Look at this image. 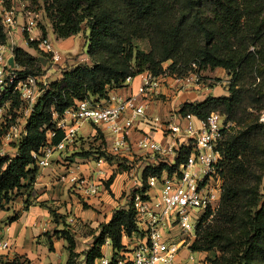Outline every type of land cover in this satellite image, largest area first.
Listing matches in <instances>:
<instances>
[{
	"label": "trees",
	"instance_id": "1",
	"mask_svg": "<svg viewBox=\"0 0 264 264\" xmlns=\"http://www.w3.org/2000/svg\"><path fill=\"white\" fill-rule=\"evenodd\" d=\"M47 1L58 38L66 39L89 29L87 53L94 63L92 66L76 65L66 69L62 77L52 81L46 94L34 106L27 122V134L18 144V153L0 157V209L15 200L34 181L39 168L32 153L46 144L48 131L56 130L54 114H64L76 100L106 97L108 89L123 87L129 76L135 77L144 71L159 76L169 69L172 73L184 75L186 71L193 70L192 63H196L199 70L224 68L232 76L229 95H208L202 101L183 102L179 113H191L204 119L218 111L228 120H236L237 114L245 108L244 94L237 88L236 81L246 66L255 64V54L247 52V47L255 44V32L256 35L264 32V0ZM258 14L261 16L259 23L253 35L247 38L243 34L245 26H248L244 20L251 21ZM43 34L46 36V31ZM134 36L151 37L153 50L150 53L134 51ZM0 39H6L1 17ZM28 45L37 47L38 42L29 41ZM168 60L173 63L167 69L163 63ZM15 63L22 67L21 75L45 73L35 64V57L24 48H15ZM14 98L13 104L19 105L18 94ZM229 130H223L218 145L222 155L219 173L223 180L221 221L208 223L202 230V224L214 213L208 209L198 226V231L202 230L199 238L190 249L204 253L218 249L220 254L210 259L211 264H264V193L261 194L256 185L250 187V183L245 184L244 180L236 185H227L228 173L244 175L245 154L251 147V140L264 134V123H251L236 134L229 133ZM56 132L53 144L64 137L63 130ZM259 144L262 148L257 147L258 151L264 152V143ZM190 151V148H183L175 164L160 162L156 166L153 163L146 166L143 189H148L150 176L162 177L175 172ZM98 153L97 158L106 156L112 162L114 156L107 155L104 150ZM84 155L89 156L90 153ZM114 177L110 178L107 186ZM130 201L124 207L116 208L110 220L98 226L96 230L99 232L92 245L82 253L85 264H96L104 257L103 247L108 241L113 249L110 264H117V258L126 250L123 235H131L138 230ZM50 211L58 222L59 215L52 208ZM63 218L64 227L55 228L53 235H46L51 249L52 236L65 239L69 250L67 264H76L79 254L75 251V234ZM21 259L16 256L3 264H29V261Z\"/></svg>",
	"mask_w": 264,
	"mask_h": 264
},
{
	"label": "built area",
	"instance_id": "2",
	"mask_svg": "<svg viewBox=\"0 0 264 264\" xmlns=\"http://www.w3.org/2000/svg\"><path fill=\"white\" fill-rule=\"evenodd\" d=\"M17 10H20L19 7L12 5L1 17L6 39H0V114L7 115L18 94L20 104L14 110L16 113L24 112L25 118L23 125L9 126L1 137L3 141L16 142V152L10 155L1 151L0 157L15 156L18 153V144L27 134L26 126L34 106L51 84L50 73L26 76L20 74L22 67L15 63L16 34L18 38L19 34L21 36L25 32L28 42H38L37 46L53 62V72L56 71L55 64L63 63L64 59L63 52L55 47L50 38H39L34 34L37 28L35 15L28 13L21 23ZM84 65L92 66V63ZM192 66L193 72L186 76H172L168 70L159 76L150 71H144L135 77L129 76L124 86H129L136 78L139 83L136 90L125 95L112 88L108 89L106 97L76 100L64 114H54L56 130L64 131L63 139L53 144L52 140L57 132L48 131L46 144L32 153L39 169L49 167L56 153H62L76 144L79 129L86 122H91L105 134L109 142L108 148L104 150L106 154L118 159L121 157V161L128 165H132L135 151L141 152L142 156L148 155L150 162L147 166L150 163L156 166L160 162L175 164L183 148L191 149L184 163L175 172L148 178L149 187H154L157 183L160 185L154 195L143 189V176L137 178L131 171L133 183L131 182L128 196L135 210L138 230L131 235H123L126 250L117 258V264H211L205 258L196 257L195 252L186 244L196 240V230L202 217L208 209L214 210L221 197L223 180L219 165L222 155L218 145L223 137V130L227 128L223 115L214 111L204 119L197 118L191 113H179L180 106L172 114L174 120L168 122L159 115L147 114L149 101L161 94V87L169 80L176 95L199 85L195 81H198L200 70L196 63H192ZM60 75H57L58 78ZM260 121L264 123V114ZM140 122L148 123L150 131H141L137 140H133ZM156 128L162 129L161 140L151 133ZM96 163L100 167L110 165L107 157L100 155ZM98 173V177L83 174L70 176L68 182L74 191L89 198L98 195L100 186L103 185L105 171L100 168ZM131 190L134 192L132 196ZM194 219L197 221L194 222ZM10 248L9 240H0V250ZM185 251L187 255H184ZM110 262L111 257L104 256L96 264Z\"/></svg>",
	"mask_w": 264,
	"mask_h": 264
},
{
	"label": "rangeland",
	"instance_id": "3",
	"mask_svg": "<svg viewBox=\"0 0 264 264\" xmlns=\"http://www.w3.org/2000/svg\"><path fill=\"white\" fill-rule=\"evenodd\" d=\"M19 7L20 10H17L18 20L19 22H23L26 18L28 13H31L35 15L36 22H37V28L34 30V34H37L39 38L47 37L50 38L53 44L57 49L63 52L64 59L63 63L55 64L56 71L53 72V62L50 60V57L47 53H45L39 46L37 47H29L28 41H27V34L24 32L23 35L17 38V34L15 36V41H17V47L24 48L26 51L31 53L36 59V65L40 66L42 71L45 73H50L49 81H54L55 78H57L59 74H62L64 70L69 69L71 67H74L76 65H84L86 63H94L91 61L87 51H88V35H89V29L85 28L82 32H80L77 35H73L69 37V41H71L70 47H64L63 43L65 39H60L57 37V35L54 32L53 28V20L51 16V10L49 9V2L47 0H0V17L4 15V13L9 10L11 6ZM25 17V18H24ZM260 14L255 15L254 18L251 21H246V24L248 26H245L246 29L244 30V35L247 38H250V36L253 35L257 23H259ZM244 26V24H243ZM43 31H46V36H44ZM14 34V35H15ZM255 44L249 45L247 47V52L251 51L255 54V64L253 67H250L249 65L246 66L242 70V76L238 81H236L237 88L242 90V93L244 94V103L243 105L245 108L242 109V111L237 114V119H231L228 120L226 116H223L225 123L227 125V129L229 130V133L236 134L238 131L244 130L247 128V125L259 122L261 116L264 114V32L257 33L255 32ZM132 46L134 48V51L140 50L144 51L146 53H150L154 48V41L151 37L148 36H134L132 40ZM85 59V60H84ZM173 61L168 60L163 63L164 68H170ZM193 67V66H192ZM51 70V72H50ZM193 71L189 70L184 73V75L179 74L178 72L172 73V70H168L169 75L172 76H186L190 75ZM199 78L197 82L198 91L204 92L203 96H206L208 92L217 87L215 91H212L209 95L212 96H226L229 95V87L230 82L232 81L231 74H228L227 71L224 68H217L215 70H212L210 68H204L203 70L199 71ZM173 93H175L174 88ZM214 90V89H213ZM162 93V90H161ZM172 94V93H171ZM203 94V93H202ZM215 94V95H213ZM176 95V94H175ZM169 95H159L156 97V100H159L161 102V105L168 106L169 101L171 99H167ZM202 96V97H203ZM199 101V100H197ZM18 107V105H13L12 109L8 111L7 115L0 114V152L4 151L6 154H14L16 151L14 149L16 142L12 141H3L1 140V137L8 131L9 126L16 124L18 126L23 125L24 123V112L16 113L14 108ZM176 107L173 109L168 110V113H166L165 119L166 121L174 120L173 115L174 112H176ZM97 130V132L95 131ZM95 131V132H94ZM94 133V134H93ZM78 138L76 144L73 147L68 148L64 153L70 154V156H66L65 158H78L84 159L87 158L89 161L93 162L97 160L96 155H98L101 150H105L109 146V142L106 139L105 134H102L100 129H97L95 125H93L91 122L84 123L78 132ZM259 143H264V134H261L259 137L251 140V147L246 152L244 160L245 162V172L244 175H238L233 176L232 174L228 173L227 175V185H236L237 183L244 180V183H250V187L258 188L260 193H264V152H259L258 148H262V146ZM90 153L89 156H85L84 154ZM97 152V153H96ZM63 152L60 153L61 155L64 154ZM59 154V155H60ZM134 160L131 162L132 165H128L125 162L121 161L120 159L113 157L112 162L110 161V168L109 173H107V176H105V180H102L103 185H101V191L100 196L96 200H92L91 202H87L85 198H83L82 195L79 193L77 194L75 191L70 192L75 194L76 202L77 204H80V206L87 210L89 213L95 215V217L99 216L102 217L103 215H107L111 210H114V206L117 208L124 207L129 200L128 196V190L130 188V183L132 182V178L129 173L131 171L133 172V175L137 178H141L144 174V170L147 166V164L150 162L148 155L142 156L141 152L135 151L133 153ZM64 159V157H63ZM54 160V159H53ZM54 162V161H53ZM83 162L82 160L80 161ZM247 168V170H246ZM127 173L128 175L125 176V180H123L120 188L115 191V193L112 192V189L110 186H107V182L110 180L111 177L115 176V178H118L119 175H124ZM119 182V181H118ZM133 183V182H132ZM129 184V185H128ZM144 181H143V188H144ZM117 186V184H116ZM160 188L159 183H157L154 187L148 186V191L151 192V194H155ZM71 189V188H70ZM105 193V195H104ZM133 190H131V196L133 194ZM107 196V197H105ZM109 198L113 199L110 201L113 202V206L111 207L105 205V201L102 200V198ZM102 200L101 205H99L98 201ZM67 202H60L57 206V208L61 206H65ZM52 209L55 210V212L59 215L58 220L62 219V223L65 217L67 218L68 214L71 215V213L67 214H61L57 212V208H54L56 206L52 205ZM72 207L75 209L77 205H72ZM223 207V198L221 202V197L218 203L214 206V213L213 215L202 224V230L205 228V226L208 223H219L221 221L220 219V211ZM51 208V207H50ZM73 211V210H72ZM201 214V212L199 213ZM54 217V216H53ZM75 217V216H74ZM73 217V218H74ZM55 219V217H54ZM98 219V220H99ZM102 219V218H101ZM75 220V218H74ZM56 221V219H55ZM85 224L82 222L74 221L72 222L73 225H69V229H73L71 231L75 235H77V241L78 248L77 253L79 254L78 257H76V264H83L82 258L80 255L86 251L87 247L91 245L94 239L93 234L96 233L95 229L91 228L90 225L93 224V221ZM194 222L197 220L194 219ZM59 222V221H58ZM198 228L196 230V239L199 238L200 231H202ZM90 236V237H89ZM92 237V238H91ZM180 237V236H179ZM192 243L186 244L187 247H190ZM79 250L81 252H79ZM186 252V251H185ZM206 255H202L201 258H205L209 263H211L210 259L215 258L217 255L220 254L218 249H215L210 252L204 253ZM196 256V255H195ZM81 258V260H79ZM21 261H23L21 259ZM30 264V263H29Z\"/></svg>",
	"mask_w": 264,
	"mask_h": 264
},
{
	"label": "crops",
	"instance_id": "4",
	"mask_svg": "<svg viewBox=\"0 0 264 264\" xmlns=\"http://www.w3.org/2000/svg\"><path fill=\"white\" fill-rule=\"evenodd\" d=\"M69 39L70 38L65 39L63 43L64 47H70L71 41H69ZM60 77H62V74L59 78ZM57 78H55V80H57ZM138 83L139 80L136 78L129 84V86L117 88L115 91L125 95L132 90H136ZM171 83L172 82L169 80L165 86L161 87V95H169L167 99H171L169 101V104L171 103V105L163 107L159 100L152 99L147 106V114L149 116L159 115L166 120L164 115L168 113V110H174L176 107L175 110L178 111L180 104L186 101H202L212 91L217 89V87H215L213 88L214 90L211 89L206 96H203L205 91H198V86H195L190 91L175 95ZM150 127L151 126L146 122L138 123L137 131L133 134V140H137L141 131H150ZM151 133L156 139H162L161 128H156L155 131ZM59 154L60 153H56L54 155V162L49 167L39 169L29 188L23 189L21 194L15 200L6 203L5 206L0 209V240H9L11 243V248L9 250H0V264H3L4 261L12 260L16 256L21 257L23 261H29L30 264H67L69 259L67 241L63 238L52 236L53 249H51L49 237L46 235V233L53 235L55 228L62 229L64 227L62 219H59V222L55 221L50 211V207H53L52 205L56 206L54 208H57L61 201L63 203L67 202L65 206L57 208V212L61 214L71 213L79 223L83 221V223L86 224L88 222L87 220H89V223L93 221V224L90 225V227L95 230L101 223L108 222L114 210L117 208L114 206V210H111L107 215L102 214L100 219L99 216L95 217V215L84 210L80 204H77L75 194L70 193L73 192L74 189L71 188V184L68 182V178L74 175L83 174L86 176L95 175V177H98L100 168L105 171L104 178L107 176V173H109L111 165L100 167L96 161L91 162L87 158L80 160L76 157L67 159L65 157L70 156L71 153L66 154L65 152L63 155ZM81 160L83 161L82 163L80 162ZM127 175L128 174L125 173L124 175H119L118 178L114 177L113 182L110 184L113 193L120 188ZM103 180H105V178ZM28 182L29 181H27V183ZM75 192L78 194L77 191ZM98 196H100V192L98 195L90 196L89 198L83 196V198H85L87 202H91L92 200H95V198L97 200L99 198ZM102 200L106 202V206L110 205L111 207L114 204L113 202H115L110 201L113 200L112 198L106 199L103 197ZM102 200L98 201L99 205H101ZM73 204L77 205L75 209L72 207ZM73 217L68 214L65 219L68 225H73L75 223ZM72 222L74 223L72 224ZM70 230L73 231V229ZM95 232L98 233L99 231L96 230ZM93 235L96 236L97 234ZM75 238L76 251L79 241H77V235H75ZM90 246H88L87 249H89ZM79 252L81 251L79 250ZM103 253L104 256H112L113 249L109 241L104 245ZM184 255H187V253L185 252ZM194 255L200 258L202 255L206 254H204V252H195ZM80 257L82 260L81 258L79 260L83 261V264H85L84 255L81 254Z\"/></svg>",
	"mask_w": 264,
	"mask_h": 264
}]
</instances>
